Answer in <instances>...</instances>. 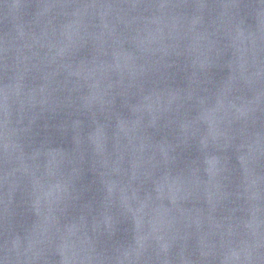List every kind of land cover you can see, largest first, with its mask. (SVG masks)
Instances as JSON below:
<instances>
[{"label":"water","instance_id":"water-1","mask_svg":"<svg viewBox=\"0 0 264 264\" xmlns=\"http://www.w3.org/2000/svg\"><path fill=\"white\" fill-rule=\"evenodd\" d=\"M185 264H264V138L220 202Z\"/></svg>","mask_w":264,"mask_h":264}]
</instances>
